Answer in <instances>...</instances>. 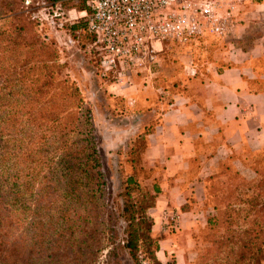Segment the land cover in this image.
Instances as JSON below:
<instances>
[{"label":"trees","instance_id":"obj_1","mask_svg":"<svg viewBox=\"0 0 264 264\" xmlns=\"http://www.w3.org/2000/svg\"><path fill=\"white\" fill-rule=\"evenodd\" d=\"M26 1L0 0V19H9L7 29L0 30V264H93L105 228L101 218L103 181L90 106L64 73L53 45L40 36L36 22L27 14ZM81 4L79 11L85 9ZM81 27L86 32L83 19ZM143 146L141 133L129 147L135 156L131 159L139 160ZM260 159L248 163L256 176L259 167L264 171ZM141 167L140 172H151L150 190L139 184L135 174L126 176L119 211L123 238L120 243L112 241V249L115 254L125 251L131 264H161L155 257L159 248L148 214L159 189L151 169ZM227 172L222 166L208 178V195L209 183ZM258 176L250 183L239 179L245 184L230 191L243 187L251 193L242 200L249 226L238 235L230 231L235 241L216 244L220 252L245 260V264L264 257V226L259 221L264 219V176ZM27 194L34 197L29 203L33 209L48 212L38 222L43 220V224L55 216L54 232L58 233L46 247L40 243L45 232L35 235L39 245L30 257L23 250L26 246L12 235L17 220L14 213L29 209L24 203ZM211 196L214 214L208 216L209 230L220 223L222 214V198L215 202Z\"/></svg>","mask_w":264,"mask_h":264},{"label":"crops","instance_id":"obj_2","mask_svg":"<svg viewBox=\"0 0 264 264\" xmlns=\"http://www.w3.org/2000/svg\"><path fill=\"white\" fill-rule=\"evenodd\" d=\"M238 20L220 39L224 47L208 48L198 66L169 76L161 69L142 87L129 79L100 86L102 98L106 89L110 102L124 106L109 109L124 120L116 128L130 141L143 133L142 165L156 171L159 189L152 231L163 224L160 210L190 229L188 217L202 213L210 176L222 166L240 173L264 161V0L244 5ZM186 204L192 207L182 209Z\"/></svg>","mask_w":264,"mask_h":264},{"label":"rangeland","instance_id":"obj_3","mask_svg":"<svg viewBox=\"0 0 264 264\" xmlns=\"http://www.w3.org/2000/svg\"><path fill=\"white\" fill-rule=\"evenodd\" d=\"M81 3V0H63L53 4L47 0H27L26 11L30 19L36 22L40 36L53 45L58 62L64 67V73L75 84L81 98L90 106L96 143L95 149L100 161V174L103 181L100 194L104 209L101 218L104 224L103 228H105L104 233L99 235L101 240L100 249L97 251L93 264H131L127 253L125 251L119 254L113 253V245L111 244L112 241L120 243L123 238L124 223L119 218L122 204L120 193L126 176L130 174H135L139 184L149 191L152 182L151 172L148 175V172L142 173L139 171L140 165H142V156L137 161L131 159L132 156L135 157L129 151L132 141L118 128L124 120L115 116L118 114L111 116L109 114V109H115V107L123 109V104L110 102L109 94L108 96L105 95L107 94L106 89L103 90L105 98L99 95L102 84H110L115 80L112 75L103 73L98 66L92 40L81 27L82 19L78 15ZM8 24V18L0 19V30H6ZM70 26H76L75 30L70 29ZM220 39L222 38L205 37L185 43H164L163 52L158 54L156 63L153 65L151 78L142 80L139 76L130 73L128 79L142 87L148 82L158 80L160 76L158 72L161 69H163L164 76H169L173 72L177 73L184 70L185 66L187 68L190 65L198 66L204 61V54H206L208 48L222 49L224 47V42ZM96 107L99 108V112L96 111ZM116 126L118 127L116 128ZM142 167L144 166L142 165ZM142 169L147 171L148 168L144 167ZM227 169V173L219 174L209 183V195L208 181L206 182L205 199L201 208L202 213L198 211L197 214L188 217L189 221L193 223V225H190V229L183 227L185 220L182 217L179 218V227L177 224L174 226L177 221L176 214L170 212L167 214L165 210H160L159 215L161 220L163 218V224L160 225L162 227L156 226L153 234L157 239L159 248L155 253V257L161 264L246 263L245 260L231 257L226 251L220 252L216 244H225L224 241L228 240L235 241L237 238L232 237L234 234L230 231L232 230L238 235L249 226L248 220L250 218L245 213L246 206H242V200L250 196L251 193L243 187H239L240 191H230L238 184L250 183L256 180L259 177L258 175L264 176V171L259 167L256 176L247 168L245 170L240 169V173L232 171L230 168ZM151 171L152 173L156 172L153 169ZM241 178L245 180V183L239 181ZM212 194L215 202L218 198H222L219 203L222 214L220 223L209 230L208 216L214 214L210 210L213 201L210 199L213 197ZM33 198L30 194L24 196L25 206H29V209L24 208L23 211L19 210L14 213L17 220L12 227V235L18 242L26 246L23 250L26 251L28 257L32 256L31 253L37 250L39 245L38 238L35 235L45 232V238L40 243H43L46 247V243L51 239H55L56 234H58L56 231L54 232L57 228L55 216L49 221L47 219V222L43 224H41L43 220L38 222V219L42 217V213L46 211L33 209L29 204L33 201ZM190 207H192L190 204L185 205L186 209ZM32 209L33 211H31ZM148 214L150 216V209ZM259 221L264 226L262 217L259 218ZM238 231L240 232L238 233ZM261 238L263 239L262 236ZM214 241L217 242L210 243ZM263 259L264 257L256 259L255 264H260Z\"/></svg>","mask_w":264,"mask_h":264},{"label":"built area","instance_id":"obj_4","mask_svg":"<svg viewBox=\"0 0 264 264\" xmlns=\"http://www.w3.org/2000/svg\"><path fill=\"white\" fill-rule=\"evenodd\" d=\"M81 1L98 66L121 84L130 73L150 79L164 43L226 36L251 0Z\"/></svg>","mask_w":264,"mask_h":264}]
</instances>
